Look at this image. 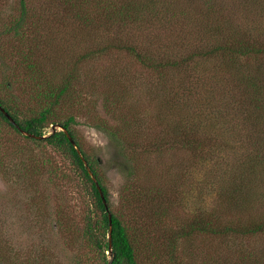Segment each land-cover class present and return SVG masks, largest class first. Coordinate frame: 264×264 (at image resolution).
<instances>
[{
	"label": "rangeland",
	"instance_id": "rangeland-1",
	"mask_svg": "<svg viewBox=\"0 0 264 264\" xmlns=\"http://www.w3.org/2000/svg\"><path fill=\"white\" fill-rule=\"evenodd\" d=\"M107 1L90 0L88 6L83 5L87 8L79 12L78 6L68 7L64 0H23L27 19L16 34L9 27L19 15L20 0H0V98L20 117L28 116L44 106L35 98L26 67L28 62L51 78L75 70L70 101L62 103L55 112L61 120L68 115L75 117L73 128L77 139L87 155L97 160L98 172L108 189L109 209L125 223H132L136 215L143 216L147 202V198L143 199L137 214L122 205L120 192L131 181L141 190L156 193L150 205L158 206L164 215L161 225L167 228L189 219L199 207L215 208L225 221L245 224L264 221V194L258 203L247 201L246 208L241 210L238 207L231 210L225 197H217L213 174L221 162L197 160L193 152L172 146L153 153H137V158L126 161L113 142L93 126L95 120L127 118L126 136L133 137L132 131L136 143L141 145L150 135L156 136L164 121L190 118L196 105L194 99L186 107L182 103L166 104V97L171 95L162 92L158 71L115 46L118 40L124 43L127 38L139 44L145 36L143 32H132L133 29L118 35L104 31L99 17L101 9L96 7L97 3ZM190 1L194 9L195 4L199 8L204 5V0ZM232 1L235 9H240L239 1ZM166 8L173 23L169 32L177 35L185 29L189 34V41L179 52L194 49L199 37L215 43L210 33L204 37L194 33L193 28L188 30L196 16L190 17L192 10L184 16L172 13L175 8ZM254 14V9L249 11L242 22L249 25ZM237 15L242 19L241 11ZM166 51V56L176 53V50ZM225 58L232 61L228 56ZM204 59L199 64L210 73L224 74L225 63L233 67L219 54ZM236 64L232 68L234 75L239 64L252 73L259 65L264 83V58L243 57ZM163 76L169 84L182 75L167 68ZM195 85L197 92L201 91V84ZM122 123L126 126V120ZM51 126L44 135L51 131ZM125 126H120L123 133ZM237 135L241 137L243 133ZM231 146L236 148L238 142ZM219 154L223 157L228 153L219 150L214 156ZM125 162L134 167L132 180L127 179V169H123ZM90 213L89 195L69 158L46 142L33 141L0 120V264H101L99 254L84 233ZM139 240L145 245L139 264H166V257L156 255V240L151 242L146 233ZM106 255L108 258L107 252ZM175 255L179 264H240L239 256L251 264H264V232L241 238L196 234L180 240Z\"/></svg>",
	"mask_w": 264,
	"mask_h": 264
},
{
	"label": "trees",
	"instance_id": "trees-1",
	"mask_svg": "<svg viewBox=\"0 0 264 264\" xmlns=\"http://www.w3.org/2000/svg\"><path fill=\"white\" fill-rule=\"evenodd\" d=\"M89 1L64 0V4L72 8L78 6L81 12L82 8H87L83 5L88 6ZM238 1L240 9L237 10L232 0L226 3L204 0V5L199 8L197 6L200 5L195 4V9L191 6L190 0H108L97 3L101 5L100 7L97 5L96 8L101 9L99 17L103 20L104 31L117 35L132 29V32H143L145 39L139 44L127 38L124 43L118 40L115 46L129 52L144 66L158 71L159 79L163 84L162 92L166 96L171 95L169 98L166 97V104L175 106L182 103V106L186 107L194 99L196 105L192 116L188 115L190 118L164 121L156 136L150 135L141 145L136 143L137 138L132 131L133 137L126 136L128 133L126 127L129 123L127 118L113 117V120L101 119L92 123L113 142L126 161L137 158V153H153L162 147L172 146L193 152L197 160L214 159L215 163L221 162L218 167H213V180L217 183L215 193L217 197H225L228 200L231 210L235 207H238V210L246 208L247 201L258 203L259 198L264 194V83L259 75L260 66H256L254 73L241 67L240 64L236 70L237 75L232 71L243 57L264 58V0ZM20 4L19 15L11 21L9 27L16 34L21 32L28 12L23 0H20ZM167 6L175 8L176 11L171 12L177 15L187 16V11L192 10L190 17L196 16L193 17V23L187 26L188 30L193 28L194 33L204 37L209 36L210 33L215 43H207L203 37H199L200 42L194 45V49L179 52L183 44L189 41V34L185 29L177 35L169 32L170 24L173 23ZM253 9L254 20L246 25L242 20L245 21L246 14L249 11L251 13ZM240 11L243 14L242 19L237 15ZM237 20H241L238 25L235 23ZM172 49L176 50L174 56H166L168 54L166 50L173 51ZM153 50L159 53H152ZM218 54L227 61L229 60L225 56L232 60L229 61L233 66L231 68L225 63L224 74L210 73L199 64L205 60L204 58ZM26 67L29 70V78L33 81L35 98L44 106L37 112L22 117L1 98L0 106L21 130L33 135H26L27 138L46 142L69 158L90 198L91 213L87 216L84 233L99 254L101 264H108L109 261L111 264H139V255L145 250V245L140 242L139 236L144 233L148 239L151 238V242L157 241L156 255L166 257V264H179L178 256L175 255L179 241L193 235L211 234L223 238H241L264 232V221L247 224L225 221L221 219L215 208L204 210V207L196 208L189 219L182 220L177 226L167 228L161 225L164 215L157 208L158 206L150 205L152 196L156 193L152 190H141L131 181L124 184L120 192L121 203L137 214L144 202L143 199L147 198L142 215L148 217L145 219L136 215L132 223H125L120 215L111 213V247H109V219L106 209L76 149L62 130L56 129L45 137L38 138L46 133L45 130L50 125H60L65 128L80 148L109 206L108 189L98 172L97 160L87 155L77 139L73 128L76 123L75 117L68 115L61 120L55 112L62 103L70 101L69 95L75 70L70 69L51 78L34 63L28 62ZM167 68L182 76L175 81L171 80L172 83H165L163 73ZM227 74L231 76H226ZM196 83L201 84L199 92ZM190 96L192 97L189 98ZM0 120L15 131H19L1 110ZM123 120H126V126L122 123ZM121 125L125 126L124 133L120 131ZM239 133L243 135L239 137L237 135ZM231 141L238 142V146L232 147L231 144L234 143ZM219 150H226L228 154L223 157H220V154L214 156ZM123 165V169H127V179L132 180L134 167L130 164L126 165V162ZM134 199L137 201L134 202ZM138 201H140L139 205ZM146 222L148 224L144 226ZM225 242L227 245L230 244ZM107 251L110 252V258H107ZM238 259L240 264H251L243 256H239Z\"/></svg>",
	"mask_w": 264,
	"mask_h": 264
},
{
	"label": "water",
	"instance_id": "water-1",
	"mask_svg": "<svg viewBox=\"0 0 264 264\" xmlns=\"http://www.w3.org/2000/svg\"><path fill=\"white\" fill-rule=\"evenodd\" d=\"M0 110L4 113L5 116L8 117V119L10 120V122H11L12 124H14L15 127H16L17 129H19V131H21V132H22L23 134H25V135L33 136V135L28 134L27 132L21 130V129L19 128V126L16 124V122L13 120V118L10 117V116L7 114V112L4 110V108H2L1 106H0ZM51 127H52V129H51V131H50L48 134L54 132V131L57 129L56 127H58L57 130H62V131L66 134L68 140H69V141L71 142V144L74 146V148L76 149V152L78 153V155L80 156V158H81L82 161L84 162V165H85V167H86V169H87V171H88V173H89V175H90L92 181L95 183V185H96V187H97V189H98V191H99V193H100V196H101V198H102V201H103L104 207H105V209H106L107 215H108V219H109L108 243H109V247H111V235H110V233H111V211H110V209H109V206H108V203H107L106 198H105V196H104V193H103V191H102V189H101V187H100V185H99V183H98L96 177L94 176V174H93L92 171L90 170V168H89V166H88V163L86 162V160H85L84 157L82 156L80 148L76 145L74 139L70 136V134L68 133V131H67L65 128H63L62 126H60V125H52ZM42 137H45V135L40 136V137H38V138H42ZM107 253H108V258H110V252L107 251ZM108 264H111V262L109 261Z\"/></svg>",
	"mask_w": 264,
	"mask_h": 264
}]
</instances>
